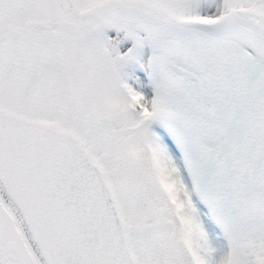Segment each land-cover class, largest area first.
<instances>
[{
    "label": "snow or ice",
    "instance_id": "6c2138e0",
    "mask_svg": "<svg viewBox=\"0 0 264 264\" xmlns=\"http://www.w3.org/2000/svg\"><path fill=\"white\" fill-rule=\"evenodd\" d=\"M0 264H264V0H0Z\"/></svg>",
    "mask_w": 264,
    "mask_h": 264
}]
</instances>
